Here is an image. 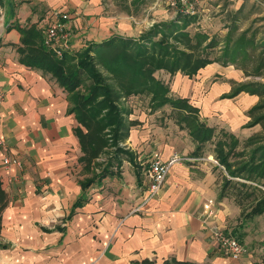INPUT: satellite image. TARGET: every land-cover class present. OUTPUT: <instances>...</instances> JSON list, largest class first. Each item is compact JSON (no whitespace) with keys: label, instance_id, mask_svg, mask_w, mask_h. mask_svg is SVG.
<instances>
[{"label":"crops","instance_id":"1","mask_svg":"<svg viewBox=\"0 0 264 264\" xmlns=\"http://www.w3.org/2000/svg\"><path fill=\"white\" fill-rule=\"evenodd\" d=\"M0 6V136L20 160L18 166L3 168L0 149V264H163L171 259L255 264L247 248L232 259L210 234L213 224L236 234L234 230L242 228L232 225L240 210L227 196H219L222 180L211 167H221L204 153L193 154L195 144L187 130L172 121L169 106L148 107V112L136 105L129 108L126 119L132 124L120 142L124 153L113 155L110 150L86 166L66 90L49 74L19 60V27L34 25L41 31L54 19L53 10L69 15V52L113 35L135 37L150 22L165 21L174 12L165 8L139 18L113 12L104 0H0ZM233 69L211 62L191 77L163 73L168 74L171 95L195 103L204 81L214 72L221 74L222 85L212 82L202 104L205 110L229 109L227 115L236 117L242 114L238 99L247 92L219 97L231 89V80H243V71ZM249 96L248 104L258 99ZM206 116L202 118L209 124ZM157 117H163V123ZM228 131L237 135L236 124ZM156 154L163 161L177 159L158 194L145 201L146 168ZM208 199L217 210L214 218H204L202 205Z\"/></svg>","mask_w":264,"mask_h":264},{"label":"trees","instance_id":"2","mask_svg":"<svg viewBox=\"0 0 264 264\" xmlns=\"http://www.w3.org/2000/svg\"><path fill=\"white\" fill-rule=\"evenodd\" d=\"M194 16L181 15L168 21L154 23L137 37L113 35L102 42H91L81 50L64 51L56 57L42 42V32L34 25L19 27L20 45L17 47L19 60L28 66L49 74L62 86L70 102L78 125L74 131L82 150L81 160L86 166L109 148L113 155L124 153L120 142L128 135L131 121L126 119L130 112L120 104L121 98L131 95L149 97L151 110L165 105L171 108L173 118L185 128L195 146L194 155L203 154L206 144H212V154L222 170L219 196H232L243 206V199L253 191L259 192L248 213H264V42L258 45L252 37L241 31L235 36V27L224 36L222 63H243L239 68L248 80H231L228 96L241 91L257 96V101L247 109L246 126L261 125L243 140L234 133L207 125L199 116L196 106L188 98L169 94L167 84L154 76L164 69L170 74L177 71L189 77L201 67L214 61L208 55L216 45L214 37L205 33H189L188 26ZM220 59V58H218ZM102 66L109 76L99 70ZM261 77V79L259 78ZM88 81V83H86ZM110 165L108 159L106 169ZM230 188L232 192H228ZM244 188V190H242ZM233 193V194H232ZM81 199V198H80ZM4 193L0 188V209ZM79 203V200H78ZM241 239V235L236 233ZM140 264H154L142 260ZM163 264H194L171 259Z\"/></svg>","mask_w":264,"mask_h":264},{"label":"rangeland","instance_id":"3","mask_svg":"<svg viewBox=\"0 0 264 264\" xmlns=\"http://www.w3.org/2000/svg\"><path fill=\"white\" fill-rule=\"evenodd\" d=\"M198 1H200V3L197 2L196 4V12L193 14L194 18L189 23V26H188L189 33L193 34L195 32H201V33H205L209 39L214 37L218 41L216 45L213 47L212 51L208 55L211 59L214 60L212 62L220 63L221 65L226 66L231 70L233 68L240 69L239 66L241 63H243L242 58L240 56L237 57V60L235 62L228 61L226 64L222 63L223 53L221 51V48L225 44L224 36L228 32V29L235 27V30H234L235 36H237L241 31H246V36L252 37L258 45H260L261 42H264V0H198ZM104 2L109 6L111 10H113V12L127 13V14L134 15L135 17H139V18H144V17L150 18L154 12L155 14H157V12L160 9H165V8H168L174 12V15L171 18L166 19L165 21L172 20L173 18L176 17L178 13H180L178 12V10H175L174 8L168 6L166 3V0H104ZM56 11L58 10H53L52 14L54 15V12ZM1 12L3 13V17L2 19H0V35L3 30L2 29L3 27L1 26V24L3 23V20H4V10L0 6V13ZM61 12H65V11H61ZM181 15H185V14H181ZM68 17L69 15L66 18V27L68 30V41L69 42H68V48L64 51H69L71 49L70 30L68 29V26H67ZM153 23L150 25L148 24L146 28L147 29L150 28L153 25ZM43 28L44 27H42L41 32ZM141 33H139L135 37L139 36ZM43 37H44V33H42V42H43ZM46 48L50 49L48 47ZM78 50H81V49H78ZM78 50H75V51H78ZM71 52H74V51H71ZM54 55L56 57L62 56V54L58 55L56 53H54ZM98 68L105 77L109 76V73L102 66H98ZM163 71L165 70L164 69L156 70L154 72V76L158 78L159 80H161L163 83L167 84L169 88V94H171L169 80L167 79L168 74L163 73ZM221 77H222L221 74L214 72L212 74L211 79L204 81L201 87H199V90H200V91L198 90L199 92L196 93L194 92L196 90L194 88L192 89L193 95L196 93V97L195 96L194 97L195 99H197L195 101L198 103L191 102L190 99L188 100L190 104L198 108L199 110L198 114L200 118L203 119L202 116L204 114H207L206 118L209 119V124H213L210 126H215L217 129L228 130L230 125L236 124V131H237L236 136L240 140H243L246 137H248L249 135L248 136H245V135L249 132L253 134L255 132L261 131L260 124H256L253 126L245 125L246 122L248 121V116L246 114V111L249 107H251L257 101L256 99L255 100L253 99V103L248 104V99L250 98L249 93L246 94L247 97L243 95L241 99H238V102L241 103L240 106H242V110H241L242 114L240 116H236L238 118H236L235 116L231 117V115H227L229 112V109L227 110L224 109V111L217 110L214 108L205 110L204 105L202 104L204 103L203 102L204 100H202V98L204 97V93L210 87L212 82L222 85L223 82L221 81L223 80ZM252 77L253 76H246L244 74L243 80H248ZM259 78L261 79V77ZM86 83H88V81H86ZM230 90L231 89H228L227 91L222 92L219 97L221 99L233 97V96L227 95L229 94ZM243 92L246 93L245 91ZM135 96L137 95H131L126 98H121L120 104L124 108H131L132 106L136 105V108H139V109L141 108V110L148 112L147 108L149 107V97L146 95H138L139 99L138 98L135 99L136 98ZM199 103H200L199 106L196 105ZM164 112L166 114L167 111L165 110ZM169 116L172 118V121H173L174 118H173L172 111H170ZM160 118L162 119V123H163L164 121L163 117H160ZM160 118L157 117L156 119L159 120ZM204 122H207V121L204 120ZM206 124L209 125L208 123ZM212 149H213L212 144H206L204 147L203 153L206 157L210 159L212 158L211 163L212 165H215L216 163H214L213 161L214 157L212 154ZM110 150H114V148H110L107 150L106 153L102 154V156L100 157V160L106 157L108 154H110ZM211 169L216 173V175L218 176L221 182L222 180L221 168L219 167L216 168L212 166ZM231 190H234V189L230 188L228 192L231 193L232 192ZM242 190H244V188H242ZM257 196H259V192L253 191V193L248 198L244 197L243 206H240L239 204H237L232 196H227V197L231 199L234 202V204L238 206V209L240 210L238 215L235 218V224H233L232 226L236 227L237 225H240V227L243 229V230L242 229H235V230L232 229V230L236 231L239 235H241V242L244 245L245 251L247 248L248 251L256 257L255 259L256 261L254 263L264 264V213L257 214V215H250L248 213L251 205L253 204Z\"/></svg>","mask_w":264,"mask_h":264},{"label":"built area","instance_id":"4","mask_svg":"<svg viewBox=\"0 0 264 264\" xmlns=\"http://www.w3.org/2000/svg\"><path fill=\"white\" fill-rule=\"evenodd\" d=\"M198 0H166L168 6L178 10L181 14L193 15L196 12V4ZM67 13L65 12H54L53 21L46 24L43 28L44 33L43 44L50 48L54 53L61 55L64 50L68 48V30L66 27ZM3 13H0V19H2ZM0 149L3 151L2 166L5 169H9L11 166L20 165V160L16 156L11 155L8 152L5 140L0 136ZM177 159L176 156H172L167 161L161 160L156 154L152 157L146 168L147 177V192L145 201L155 197L168 173L169 166L172 162ZM204 218L216 217L217 210L214 207V202L211 199L206 200L203 205ZM210 234L213 239L217 242L220 249L224 254L232 259H238L244 254L245 248L241 242V239L234 233L226 231V229L218 225L209 226Z\"/></svg>","mask_w":264,"mask_h":264}]
</instances>
